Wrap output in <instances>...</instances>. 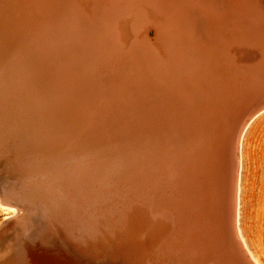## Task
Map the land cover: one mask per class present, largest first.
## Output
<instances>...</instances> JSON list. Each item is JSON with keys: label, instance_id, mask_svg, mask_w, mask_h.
Returning a JSON list of instances; mask_svg holds the SVG:
<instances>
[{"label": "bare ground", "instance_id": "bare-ground-1", "mask_svg": "<svg viewBox=\"0 0 264 264\" xmlns=\"http://www.w3.org/2000/svg\"><path fill=\"white\" fill-rule=\"evenodd\" d=\"M66 1L71 4L78 2ZM201 1L198 0L199 3ZM92 2L96 4L95 0ZM101 2L110 5L102 15L87 18L93 38L90 37V45H86L85 52L82 54L81 50L77 54L85 65L83 76L88 72V81L97 85L94 94L97 99L91 94L90 100L94 102L95 98L96 107L106 111L98 110L97 113L94 103H89L91 108L81 127L84 133L77 142L82 151L78 153L72 154L67 146L57 143L51 142L49 147L46 146L41 134L43 128L28 116L29 113L39 121L38 112L30 110L29 106L26 110L23 107L26 102L24 96L34 95V87L37 86L29 88L33 85L31 81L26 86L22 78L25 75H20L17 70L20 64L25 68L29 48L16 44L12 31L7 30L8 34L0 37V176L4 174L2 181L0 178V210L10 213L0 226V260L3 259L4 264H34V258L43 264L51 261L60 264L53 251L61 252L63 264H88L91 260L101 259L117 261V264H194L192 241L187 242L184 238L194 212L188 208L189 197L196 202L199 199L201 217L209 220L214 218L213 212L217 214L227 206L229 177L226 178V174L229 165L226 152L220 150L221 145L210 148L212 153L208 155L205 173L195 191L183 192L180 196L182 192L175 188L167 168L160 166L163 163L175 164L183 152V109L180 113L171 112L176 116H168L167 113L165 117L162 102L155 105L140 103L145 96L180 94L183 89L178 86L176 77L169 76L165 81L155 63L160 59L156 55L157 50L147 46L148 38H145L146 42L143 39L137 42L135 35L140 36L149 29L160 36L166 28L174 27L176 31L180 17H185L183 9L188 11L190 19L192 7L183 5L181 0ZM206 2L209 8L214 9L211 13L204 11L202 14L209 22L219 17L229 20L233 15L264 19V0ZM145 6H150L153 11H145ZM54 35L46 41V49L53 42ZM168 36L169 31H166L165 38ZM63 41V36H56L54 40L58 44ZM38 42L35 41L36 44ZM96 45L100 47L94 53ZM76 47L73 42L69 50ZM15 48L13 54L20 58L16 70L7 57ZM121 48L124 51L119 53ZM116 53L120 57L116 58ZM105 57L107 63L111 62L115 68H108ZM47 77L50 78V74ZM257 116L247 122L238 140L234 193L235 227L254 264L257 263L247 251L238 230L237 184L240 143ZM163 122L170 125L172 132L169 127L161 130L166 126ZM174 129L181 135L176 136ZM159 132H167L170 137L157 141L155 150L158 154L151 153V137ZM137 155L144 158L147 168L157 172L155 180L127 167V164L134 163L129 159ZM142 162H137L138 167ZM34 217L41 219L37 222L40 227L30 233V220ZM91 241L96 246H92ZM39 244L50 246L42 247L43 252H35L34 247ZM66 251L80 255L76 258H85L90 253L95 255L73 263L75 255H65Z\"/></svg>", "mask_w": 264, "mask_h": 264}, {"label": "water", "instance_id": "water-1", "mask_svg": "<svg viewBox=\"0 0 264 264\" xmlns=\"http://www.w3.org/2000/svg\"><path fill=\"white\" fill-rule=\"evenodd\" d=\"M77 1L71 4L66 0H0V37L12 31L13 38L17 39L16 44L27 49L31 46L32 51L27 54L29 61L32 53L34 56L41 54L43 64L52 60L48 66L40 65L46 75L53 72L52 66L58 67V62L71 65L72 73L69 75L54 72L58 79L54 81L51 91L40 89L34 95L24 96L26 102L23 107L26 110L29 106L30 110L38 112L39 121L29 113L28 116L43 128L41 134L47 147L51 142L57 143L67 146L72 154L82 151L77 142L84 131L78 130L91 108L88 107L91 94L94 97L97 90V85L88 81L90 76L87 71L83 76L80 70L75 69L81 63L80 58L75 57L79 51L82 50V54L85 52L86 45H90V37L93 38L87 18L102 15L110 5L101 0H95L96 4L92 0ZM181 1L183 5L192 7V17L189 19L188 11L183 9L186 11L185 17H180L176 31L174 27L166 28L160 36L149 29L147 33L135 35V40L140 42L148 38L147 46H152L159 54L156 55L160 59L155 63L165 81L169 76L176 77L183 93L145 96L140 103L155 105L162 102L165 117L167 113L169 116L171 112L180 113L183 109V152L175 164L163 163L160 166L167 168L175 188L182 192L180 196H183V192L195 191L205 173L213 145L217 144L218 148L221 145L220 150L227 154L229 166L226 178L229 177V186L226 208L217 214L213 212L214 218L209 220L201 217L199 199L197 202L191 196L188 199V208L194 212L184 238L187 242L192 241L194 264H254L235 227L234 193L238 140L247 122L264 110V19L233 15L229 20L219 17L209 22L207 16L203 18L202 14L204 11L211 13L214 9L208 7L206 0L200 3L198 0ZM145 7V11H153L150 6ZM216 13L219 14L218 11ZM166 31H169V36L165 38ZM52 35L54 40L56 36H63L67 45L73 40L78 50L71 55L63 53L60 58L54 57L49 49L61 44L53 40L47 45V50L43 47ZM36 40L39 41L38 48H34ZM99 47L96 45L93 52H97ZM123 51L124 48H121L119 53ZM119 53H116V58L120 57ZM105 60L107 63V58ZM33 65L38 69L37 65ZM107 66L110 70L115 68L109 61ZM95 101L97 113L98 110L106 111L96 107ZM168 127L169 124L161 130ZM174 133L181 135L178 130ZM166 136L170 137L167 132H159L151 137V153L158 154L155 150L157 141ZM221 139L223 143H220ZM128 141L131 139L128 138ZM214 157L217 158L215 154ZM129 160L134 162L130 166L127 164L133 172H140L141 176L150 180L156 179L157 172L147 168L142 156L137 155ZM140 160L143 162L138 167Z\"/></svg>", "mask_w": 264, "mask_h": 264}, {"label": "rangeland", "instance_id": "rangeland-1", "mask_svg": "<svg viewBox=\"0 0 264 264\" xmlns=\"http://www.w3.org/2000/svg\"><path fill=\"white\" fill-rule=\"evenodd\" d=\"M73 42L74 41H71V44L67 45V43L65 44L63 41V42H61V46H55L54 48H51L49 50V53L52 52L51 54H53L56 58H58V57L60 58V54L64 55L62 53H66V54L71 55V54L75 53V49H76V48H74V49L70 48V52H69V47H72ZM56 44H58V43H56ZM63 45H65V46H63ZM38 46H40V45L35 43L34 48H38ZM43 47L45 48L46 46L43 45ZM67 48H68V50H67ZM15 50H16V48L7 57L10 60V62L13 63L12 66L16 70L17 69V62L20 61L19 60L20 58L17 57L18 55L13 54L15 52ZM45 50H47V49L45 48ZM9 51H7V52H9ZM31 51H32V49L30 46L28 49V52L31 53ZM17 54H19V53H17ZM29 58L31 61L27 60L25 68L23 65L20 64L19 65L20 67L18 66L19 68L17 70L19 73H21L20 75H22V74L25 75L22 78L25 80V81L24 80L23 81L25 82L26 86H28L27 84L30 81L32 82L33 85H29L28 86L29 88H31V86L34 87L37 85L36 87H34L35 92H36V90H40V89L41 90L47 89V91H48V88H49V91H51L52 88H50V87H53L52 86L53 84H52V82H49V80H47V78L50 80L53 78L51 80L53 82H54V80L58 79L56 77V74L53 72H56L58 74H60V71H61V74L63 73V71L66 73L69 72V74L72 73L70 71L71 69H69V68H71V67H69V66H71L69 63L66 64L65 62H61V63L58 62L57 64L60 66H58V68L52 66L54 68V70L52 73L51 72L49 73L51 76L49 78V77H47L49 74L48 75L42 74L43 70L45 72V69L43 67H42V69L41 68L37 69V71H40V73H38L36 71V69L34 68V65H33V64L37 65L38 62L40 61V63L37 65L38 67L41 65V63H42V66L43 65L48 66V63L43 64V62H42L43 56L42 55L38 56L37 53L34 56V53H32ZM77 58H79L78 54L75 57V59H77ZM13 61L16 63V65H14L15 63ZM49 62L51 63L52 60H50ZM79 62H80V60H79ZM82 65L80 63V66H78L79 68L76 67L75 69L78 68V70H80V71L82 70V73H83L84 72L83 67H85V65H83V66ZM67 67H69V68H67ZM55 68H56V71H55ZM33 76H34V78H33ZM43 76L45 78L44 80H43ZM35 77L37 78V80ZM54 78H56V79H54ZM26 81H27V83H26ZM39 81H40V83H39ZM50 83L52 85H49ZM46 84H48V85H46ZM91 97H92V95H91ZM94 97L96 98L95 95H94ZM95 98H94V100L97 99V98L96 99ZM89 101H91L90 103L92 104L93 100H89ZM50 108H52V107H50ZM81 129L82 128H79L78 131H80ZM3 175L4 174H2L0 176V178L3 177ZM2 180L3 179L1 178V181ZM237 195H238L237 196V225H238L240 237L242 238L244 245H245L247 251L249 252V254L251 255L252 259L257 264H264V112L252 120V122L249 124L247 130L245 131V133L242 137L241 143H240V165H239V173H238ZM9 214L10 213L7 211H3L2 209L0 210V226L1 225L3 226V224H4L3 220ZM37 219H38V221H37ZM39 221H41V219H39L37 217H34L30 220V225L32 227L30 233H34L36 230L39 229L40 226L37 223ZM43 245H45V244H43ZM91 245L96 246L94 243H92V241H91ZM47 246H50V245L42 246V244H39V245L34 247V249L36 250L35 252H38V251L43 252L42 247L47 248ZM47 251H49V250H47ZM44 252H46V251H44ZM53 252H54V256H57L59 258L58 259L59 263L63 264V262H62L63 255L61 254V252L60 251H53ZM69 253H70L69 251H66L64 254L65 255L74 254L75 255V259H74L75 261H73V263H77L78 261H80V259L85 260L86 258H90V257H93V255H95L93 253H90L85 258H78L80 255H78L76 252H72L70 254ZM76 256H78L77 257L78 259L76 258ZM33 260H34V264H43V261L40 262L39 259H38V261H36V258H34ZM4 263L5 262L3 261V259H1L0 264H4ZM108 263L109 264H115V263L117 264V261L106 262V261L101 259L100 261L91 260L88 262V264H108ZM48 264H53V262L51 261Z\"/></svg>", "mask_w": 264, "mask_h": 264}]
</instances>
